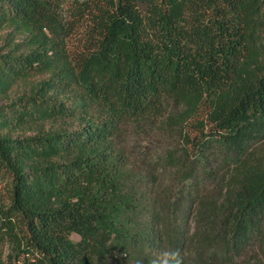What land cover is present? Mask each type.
<instances>
[{"label": "trees", "instance_id": "trees-1", "mask_svg": "<svg viewBox=\"0 0 264 264\" xmlns=\"http://www.w3.org/2000/svg\"><path fill=\"white\" fill-rule=\"evenodd\" d=\"M130 125L177 147L140 167ZM0 248L264 264V0H0Z\"/></svg>", "mask_w": 264, "mask_h": 264}, {"label": "rangeland", "instance_id": "rangeland-1", "mask_svg": "<svg viewBox=\"0 0 264 264\" xmlns=\"http://www.w3.org/2000/svg\"><path fill=\"white\" fill-rule=\"evenodd\" d=\"M191 132L195 133L196 129L191 126ZM125 138L127 142V153L131 162L146 168L148 163L155 157L167 155V151L177 147L179 137L173 134L163 132L159 127L148 126L136 127L130 125L125 130ZM9 246H4L3 256L6 258ZM1 249V248H0Z\"/></svg>", "mask_w": 264, "mask_h": 264}, {"label": "clouds", "instance_id": "clouds-1", "mask_svg": "<svg viewBox=\"0 0 264 264\" xmlns=\"http://www.w3.org/2000/svg\"><path fill=\"white\" fill-rule=\"evenodd\" d=\"M162 256L165 261L170 258L175 261V264H182V256L179 250L165 251ZM153 264H156V262L154 261Z\"/></svg>", "mask_w": 264, "mask_h": 264}]
</instances>
